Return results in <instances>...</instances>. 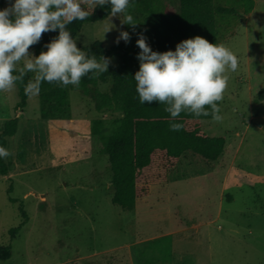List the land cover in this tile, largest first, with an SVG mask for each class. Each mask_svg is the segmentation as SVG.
I'll return each instance as SVG.
<instances>
[{
  "label": "rangeland",
  "instance_id": "374dc122",
  "mask_svg": "<svg viewBox=\"0 0 264 264\" xmlns=\"http://www.w3.org/2000/svg\"><path fill=\"white\" fill-rule=\"evenodd\" d=\"M252 1L247 14L217 17L218 44L230 48L239 63L228 73L223 119L202 120L201 128L224 138L223 153L210 163L184 153L167 183L151 186L131 212L112 205L108 158L91 148L89 133L99 119L101 135H111L121 113H98L90 98L72 90L63 115L43 117L39 94L28 95L26 107L14 112L16 87L0 92V132L5 121L18 119L16 134L7 139L9 173L0 176V247L10 246L0 264H264V0ZM11 3L4 0L2 10ZM155 3L159 10L178 12V0ZM214 3L241 12L239 0ZM95 10L94 22L67 26L77 47L104 52L127 31L126 55L138 63L132 40L143 31V13L135 4L129 8L139 23L135 29L113 17L116 27L103 39L109 14ZM29 52L34 55L32 47ZM109 58L108 70L119 63V56ZM110 85L109 79L96 89L108 92ZM8 197L21 202L27 216L12 240L8 230L21 217L18 203Z\"/></svg>",
  "mask_w": 264,
  "mask_h": 264
},
{
  "label": "trees",
  "instance_id": "16d2710c",
  "mask_svg": "<svg viewBox=\"0 0 264 264\" xmlns=\"http://www.w3.org/2000/svg\"><path fill=\"white\" fill-rule=\"evenodd\" d=\"M4 0H0L2 10ZM178 12L159 10L155 0H131L144 15L142 25L146 42L155 52L175 51L178 43L183 40L200 36L210 43H219V30L217 17H239L247 14L253 7L252 0H239V9L235 6L224 7L214 3V0H178ZM82 7H84L82 5ZM91 11V9H89ZM95 11L86 20H77L80 24L95 21ZM102 15H108L110 5L101 7ZM70 25V24H69ZM68 25V26H69ZM136 33L132 40L133 50L141 51L136 41L139 36ZM59 30L43 34L42 39L36 45L31 46L34 56L42 51H47L46 44L58 37ZM130 49L128 43H119L100 53L89 52V56H119V63L115 68L109 69L98 78H91L89 73L81 79L79 87L69 85L61 87L57 84L41 83L39 92L41 100V114L43 117L63 115L68 110V91H78L83 96L90 98L98 113L116 110L122 118L119 125L111 135H101L103 122L93 120L90 128L91 148L98 147L105 152L108 158L111 173V185L113 189L111 203L122 211L131 212L135 209L137 200L149 195L150 187L163 185L168 181L169 172L177 165L180 157L190 152L199 156L205 162H215L224 151L225 140L223 137L207 135L201 128V121L212 119L209 116L196 117L182 112L176 120L183 124L180 131L169 129L170 114L165 111V105L158 103L141 104L136 91L135 73L139 70L140 62L132 65L126 55ZM122 52V54H119ZM111 81L108 92H100L96 89L98 83ZM28 78L25 75L22 82H17L16 90L18 102L14 106V112L26 107L28 95L25 94V86ZM220 107V102H218ZM18 119L12 118L4 122L0 132V147L6 149L7 139L16 134ZM9 173L5 159L0 158V176L5 177ZM11 193V187L7 194ZM11 204L18 203V212L21 222L8 230L12 240L26 223V213L22 203L8 197ZM10 246L0 247V261L7 257Z\"/></svg>",
  "mask_w": 264,
  "mask_h": 264
},
{
  "label": "clouds",
  "instance_id": "9594fccd",
  "mask_svg": "<svg viewBox=\"0 0 264 264\" xmlns=\"http://www.w3.org/2000/svg\"><path fill=\"white\" fill-rule=\"evenodd\" d=\"M105 5H110L111 11L103 24V39L116 27L111 22L113 17L120 18L121 26L127 24L135 29L139 24L129 13V8L134 7L130 0H14L0 10V92L13 91L27 73L34 74L24 89L30 96L39 94L42 82L79 87L81 79L89 73L91 78L106 73L111 58L100 56L98 60L94 54L89 56L77 47L67 28L74 21L86 20L95 8ZM56 30L59 35L45 45L47 51L38 56L29 52L43 34ZM130 39L127 31H121L115 43L121 40L128 43ZM92 43L88 41V47ZM136 44L141 50L137 55L139 70L134 75L139 101L165 105L171 131L183 128L182 123L176 122L182 112L196 117L211 115L216 122L223 119L218 102L228 88V73L235 72L239 63L230 48L196 36L178 43L175 51L160 53L152 51L143 33ZM10 155L11 152L0 147V158L7 159Z\"/></svg>",
  "mask_w": 264,
  "mask_h": 264
}]
</instances>
